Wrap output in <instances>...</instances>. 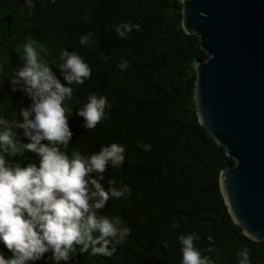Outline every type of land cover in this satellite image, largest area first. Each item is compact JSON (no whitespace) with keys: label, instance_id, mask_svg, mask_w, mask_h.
Instances as JSON below:
<instances>
[{"label":"trees","instance_id":"1","mask_svg":"<svg viewBox=\"0 0 264 264\" xmlns=\"http://www.w3.org/2000/svg\"><path fill=\"white\" fill-rule=\"evenodd\" d=\"M183 1L34 0L29 10L24 0H0V118L23 122L19 113L31 104L11 84L12 72L25 62L23 44L31 36L45 46L41 55L62 84V50L79 52L92 68L91 79L73 84L74 94L66 101L73 133L67 154L79 149L88 156L111 143L126 148L121 168L109 165L102 183L107 188L109 180L122 182L130 186L131 195L110 199L101 214L120 216L131 235L112 256L78 251L67 264H181L179 236L188 233L200 237L194 243L201 250L214 249L204 251L213 264H240L245 248L249 264H264V242L244 233L222 192L221 172L235 161L198 118L196 66L208 54L200 38L184 29ZM85 14L91 17L87 23ZM121 22L140 30L121 38L115 31ZM88 32L96 33L94 43L82 46L80 37ZM122 59L130 62L124 71L116 67ZM92 92L105 95L112 107L107 110L110 118L86 130L77 112ZM16 131L22 137L23 130ZM137 141L150 144L151 151L138 147ZM6 159L21 166L38 163L31 152ZM176 222L180 227L173 229ZM0 252L11 257L2 242ZM50 255L34 264H54Z\"/></svg>","mask_w":264,"mask_h":264},{"label":"clouds","instance_id":"2","mask_svg":"<svg viewBox=\"0 0 264 264\" xmlns=\"http://www.w3.org/2000/svg\"><path fill=\"white\" fill-rule=\"evenodd\" d=\"M24 3L29 10L35 7L34 0ZM82 19L87 23L91 17L85 14ZM134 29L139 31L140 26L129 22L115 25L121 38H127ZM95 35H82L80 44H93ZM41 53L46 54L45 46L31 36L26 37L22 56L25 62L12 72L11 84L12 91L25 93L31 104L19 113L23 122L0 118V242L11 252L9 258L0 252V264H34L46 253H51L49 259L54 264H67L78 251L112 256L116 246L127 241L131 228L120 216L109 217L101 212L110 199H127L131 188L122 182L118 185L114 179L108 181L107 188L102 182L109 165L121 168L126 148L111 143L88 156L79 149L67 154L73 133L67 115L72 109L66 101L74 94L73 84L83 85L91 79L92 68L79 52L62 50L58 65L66 82L62 84ZM100 55L107 60L103 52ZM129 66L130 62L123 59L116 65L121 71ZM111 107L105 95L92 92L77 115L83 118L86 130H94L110 118L107 110ZM17 129L23 130L22 137ZM23 139L29 142L23 143ZM137 146L151 151L150 144L137 141ZM26 152L33 153L38 163L21 166L6 159L24 157ZM179 227V222L172 225L173 229ZM245 234L257 239L251 233ZM199 239L195 233L179 236L181 264H213L204 251L214 249L201 250L194 243ZM239 255L240 264H249L246 248Z\"/></svg>","mask_w":264,"mask_h":264},{"label":"water","instance_id":"3","mask_svg":"<svg viewBox=\"0 0 264 264\" xmlns=\"http://www.w3.org/2000/svg\"><path fill=\"white\" fill-rule=\"evenodd\" d=\"M183 26L208 54L196 66L198 118L235 161L220 175L225 202L264 242V0H184Z\"/></svg>","mask_w":264,"mask_h":264}]
</instances>
